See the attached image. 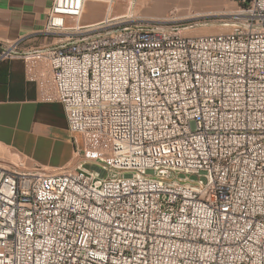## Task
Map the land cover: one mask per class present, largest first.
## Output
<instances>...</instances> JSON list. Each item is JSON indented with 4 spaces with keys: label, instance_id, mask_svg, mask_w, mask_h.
Returning <instances> with one entry per match:
<instances>
[{
    "label": "built area",
    "instance_id": "1",
    "mask_svg": "<svg viewBox=\"0 0 264 264\" xmlns=\"http://www.w3.org/2000/svg\"><path fill=\"white\" fill-rule=\"evenodd\" d=\"M238 2L244 30L184 35L52 0L20 58L79 162H0V264H264V0Z\"/></svg>",
    "mask_w": 264,
    "mask_h": 264
},
{
    "label": "crops",
    "instance_id": "2",
    "mask_svg": "<svg viewBox=\"0 0 264 264\" xmlns=\"http://www.w3.org/2000/svg\"><path fill=\"white\" fill-rule=\"evenodd\" d=\"M199 1L208 4L207 0ZM51 3L0 0V52L16 45L18 55L0 58V162L7 166L21 161L25 168H39L47 175L74 169L79 162L62 105L38 101L34 84L25 80L20 58L51 45L50 39L39 34ZM128 12L130 7L112 15ZM102 17L85 19V24L100 22Z\"/></svg>",
    "mask_w": 264,
    "mask_h": 264
},
{
    "label": "rangeland",
    "instance_id": "3",
    "mask_svg": "<svg viewBox=\"0 0 264 264\" xmlns=\"http://www.w3.org/2000/svg\"><path fill=\"white\" fill-rule=\"evenodd\" d=\"M207 1L208 4L199 0H114L111 14L126 12L130 7L134 16L180 19L176 22V31L184 35L244 30L241 14L246 5L238 0ZM107 7L104 2H88L81 22L85 24V19L104 17Z\"/></svg>",
    "mask_w": 264,
    "mask_h": 264
},
{
    "label": "bare ground",
    "instance_id": "4",
    "mask_svg": "<svg viewBox=\"0 0 264 264\" xmlns=\"http://www.w3.org/2000/svg\"><path fill=\"white\" fill-rule=\"evenodd\" d=\"M212 34H214V33H212Z\"/></svg>",
    "mask_w": 264,
    "mask_h": 264
}]
</instances>
